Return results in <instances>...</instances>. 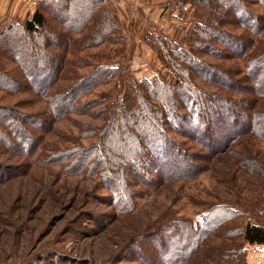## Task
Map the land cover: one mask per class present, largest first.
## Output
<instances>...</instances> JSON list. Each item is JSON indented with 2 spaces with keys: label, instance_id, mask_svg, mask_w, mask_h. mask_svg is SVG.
I'll return each instance as SVG.
<instances>
[{
  "label": "rangeland",
  "instance_id": "rangeland-1",
  "mask_svg": "<svg viewBox=\"0 0 264 264\" xmlns=\"http://www.w3.org/2000/svg\"><path fill=\"white\" fill-rule=\"evenodd\" d=\"M194 1L156 0L150 7L143 4L140 8H123L108 0V6L119 18L120 34L90 48L82 45L84 35L76 34L72 36L73 50L64 53L50 48L46 59L52 74L57 67L60 69V79L50 91L53 95L68 92L102 65H111L117 71L115 78L78 100V104L86 106L76 103L73 112L63 117L56 113L50 99L32 89L24 68L16 61L5 60L3 74L25 87L10 90L0 79V126L8 132L12 130V122L3 120L2 114H14L23 118L22 127L31 130L40 141L30 153L0 145V264H148L149 260L140 255L146 253L151 261L158 257L155 239L166 241L162 225L167 219L197 222L219 204L231 205L241 212L239 223L251 221L264 226V123L259 119L264 113V73L256 83L248 68L253 54L264 52V28L257 34L233 15L226 19L224 32L234 35L236 41H250V46L231 59L209 53L201 54L200 60L226 70L241 87L229 89L197 73L192 77L203 93L232 101L236 115L230 131L240 128L242 133L226 146L222 142L225 137L220 138L222 133L213 129L214 141L207 146L168 129L169 135L200 167L194 177L164 180L156 171L131 167L124 173L133 205L128 207L114 199L116 194L108 189L101 169L76 174L71 162L66 163L60 155L68 149L90 152L96 148L95 156L103 159L109 111L124 106L137 108L134 95L127 92L129 83L143 79L177 82L176 71L162 61L160 51L169 50L172 45L188 47V35L193 32L195 21L205 20L207 15L197 12ZM241 1L255 16L264 18L261 0ZM30 17L5 20L0 23V30ZM59 29L63 31L62 27ZM213 45L232 53L222 44ZM61 58H66L65 65L56 66ZM234 120L238 123L233 124ZM247 120L250 125L255 122L256 130L247 128ZM8 136L17 141L9 133ZM95 162L94 158L90 164ZM231 245L213 237L192 263L203 262V254L209 248ZM247 248V264H264V246Z\"/></svg>",
  "mask_w": 264,
  "mask_h": 264
},
{
  "label": "trees",
  "instance_id": "trees-1",
  "mask_svg": "<svg viewBox=\"0 0 264 264\" xmlns=\"http://www.w3.org/2000/svg\"><path fill=\"white\" fill-rule=\"evenodd\" d=\"M107 2L108 0H40L32 17L25 21H15L0 30L1 83L10 90L25 87L16 79L3 74L5 60L16 61L25 69L23 71L29 83L33 84L32 89L50 99L57 114L63 117L64 114L73 112L74 105L82 96L115 78L117 71L111 65H102L68 92L53 95L50 91L57 79H60V69L57 67L52 74V66L46 58L50 56V48L60 49L64 53L73 50L75 42L72 36L76 34L84 35L82 45L86 48L101 46L109 42L112 36L120 34L122 27L119 18ZM261 2L264 5V0ZM193 4L198 13L207 15L204 16L205 20L195 21V28L188 35V47L172 45L169 50L160 51L162 61L176 71L177 82L169 84L159 79H143L129 83L131 88L127 92L134 95L137 108L129 109L124 106L122 109L109 111L106 126L108 137L102 148L105 153L103 159L99 155L98 158L95 156L96 148L90 152L86 149L83 152L80 149H68L60 154L64 156L66 163L71 162L76 174L87 169H101L108 189L116 194L114 199L124 206H133L128 193V181L124 179V173L131 167L156 171L164 180H188L200 171L190 155L169 135V130L189 135L207 146L213 140V129L222 133L220 138L225 137L222 142L226 146L242 133L240 128L230 131L234 126L231 127L230 123L236 115L232 101L217 94L203 93L195 84L192 74L197 73L198 76L229 89L237 90L241 87L239 82L229 77L226 70L200 60V56L210 53L231 59L242 55L245 46H250V41H236L238 38L234 35L225 33L226 19L233 15L242 25L259 34L264 28V18L255 16L241 0H196ZM214 42L224 45L232 53L220 51L213 45ZM263 53L253 54L248 65L249 74L256 83L260 82L259 76L264 73ZM60 60L61 63L56 66L62 67L66 58ZM2 115L3 120L12 122L9 126L12 130L8 132L0 126V145H8L13 149L18 147L22 151L26 149L28 153L36 148L40 138L22 127L25 123L23 118L14 114ZM259 119L263 124L264 113ZM25 121L33 125L32 122ZM234 121L233 124L238 123ZM247 128L256 130L255 122L250 125L247 120ZM7 132L16 137L17 141L13 142ZM94 158L96 162L91 165ZM242 216L233 206L219 204L212 206L197 222L167 219L162 225L166 241L158 237L155 239L159 259L154 258L153 262L150 257H146V253H142L140 257L149 260L146 262L148 264H247V245L264 246V226L251 221L237 222ZM213 237L233 245L209 248L203 254V262L192 263L194 256ZM238 238L241 240L236 241Z\"/></svg>",
  "mask_w": 264,
  "mask_h": 264
},
{
  "label": "crops",
  "instance_id": "crops-1",
  "mask_svg": "<svg viewBox=\"0 0 264 264\" xmlns=\"http://www.w3.org/2000/svg\"><path fill=\"white\" fill-rule=\"evenodd\" d=\"M39 1L40 0H0V23L5 20L11 22L12 20L20 19L22 16L25 18L26 16L33 15L36 4ZM111 2L123 8H128L133 6L139 7L140 5L143 6V4L150 7L155 4L156 0H111ZM158 8H160V6H158ZM164 9H162V11Z\"/></svg>",
  "mask_w": 264,
  "mask_h": 264
}]
</instances>
